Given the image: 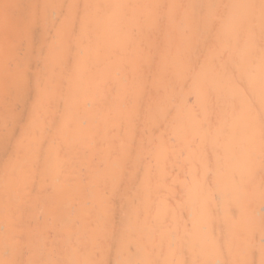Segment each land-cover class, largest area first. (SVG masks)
I'll list each match as a JSON object with an SVG mask.
<instances>
[{"label": "bare ground", "instance_id": "bare-ground-1", "mask_svg": "<svg viewBox=\"0 0 264 264\" xmlns=\"http://www.w3.org/2000/svg\"><path fill=\"white\" fill-rule=\"evenodd\" d=\"M0 264H264V0H0Z\"/></svg>", "mask_w": 264, "mask_h": 264}]
</instances>
